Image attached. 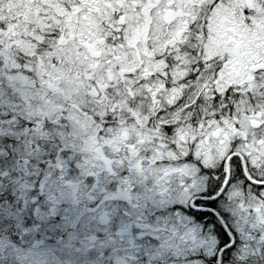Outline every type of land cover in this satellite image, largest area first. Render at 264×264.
<instances>
[{"label": "flooded vegetation", "instance_id": "af4514ba", "mask_svg": "<svg viewBox=\"0 0 264 264\" xmlns=\"http://www.w3.org/2000/svg\"><path fill=\"white\" fill-rule=\"evenodd\" d=\"M21 1L25 9L34 4L33 0ZM63 2L72 29L69 43L73 52L68 58L51 52L45 63L54 69L46 72L39 48L17 54L19 65L36 77L34 83L25 86V96L19 98L18 105L6 110L17 115L7 120L9 135L3 151L8 169L17 173L21 165H33L41 172L46 166L63 167L78 173L75 177L82 182L74 184L91 186L89 196L75 203L102 196L112 206L106 211H112L117 207L114 202H124L139 210L138 221L146 219V209L163 213L159 223L150 225L162 246L122 245L123 250L112 257L114 264H208L213 256L217 257L216 264H222L221 226L231 238L229 246L234 245L223 264H244L238 259L239 230L232 223L264 219V118H253L251 129H242L238 120L221 113L222 104L230 108L241 102L221 100L219 89L209 96L210 89L201 87L199 75L205 80L210 70L209 59L202 53L205 45L198 46L199 33L206 29L202 11L205 0ZM259 3L264 0H246L249 9ZM44 4L41 0L39 5ZM38 17L44 15L29 16L32 29H40ZM46 26L52 28V22ZM229 31L234 35L230 43L241 49L240 34L233 27ZM58 32L45 31L42 36L54 37ZM33 38L37 41L35 48L45 44ZM260 54L251 69L234 79V88L245 89L263 81L264 53ZM173 61H181L183 69L188 66L175 86L169 77ZM62 72L68 73L67 81H62ZM39 73L43 78L39 79ZM64 86L81 87L86 94L76 92L74 100L65 96ZM248 89L264 92V84ZM259 104L264 107V101ZM73 105L76 117L69 116ZM207 106L216 111L212 121L191 131V120L195 123ZM119 109L129 110L128 115L110 117V110ZM240 134L241 140L237 138ZM207 135L216 141L213 162H206L202 148ZM88 156L95 164L81 170L85 168L80 162ZM87 171L91 175L84 179ZM82 172L85 174L80 177ZM193 209L208 215L199 220ZM109 218L103 217L104 222ZM34 230L42 241L47 240L38 234L39 229ZM190 231L198 245L190 241ZM38 250L42 251H33V264H72L67 249ZM89 264L97 262L89 260Z\"/></svg>", "mask_w": 264, "mask_h": 264}, {"label": "rangeland", "instance_id": "374dc122", "mask_svg": "<svg viewBox=\"0 0 264 264\" xmlns=\"http://www.w3.org/2000/svg\"><path fill=\"white\" fill-rule=\"evenodd\" d=\"M36 1L33 0L34 4H31V6L26 5L25 9L21 0H0V155L4 152V145L7 142L6 136L9 135L7 120L17 117L16 111L7 114V107L15 108L18 105L19 98L25 96V92H23L25 86L34 83L36 77L32 73L26 72L24 66L19 65L20 60L17 59V54L23 49L32 51L39 48L41 54H44V61L41 66L48 72L50 68L54 69L45 63L46 57L52 55L51 52L62 53L66 58L73 52L72 45L69 43V38L72 37V29L68 23L70 17L66 15L65 11V5L67 4L63 0H58V4H56L57 0H44L45 4L41 7L39 5L41 0H39V3ZM202 11L205 14L206 29L204 32L200 31L199 33L198 46L202 48L205 45V50L202 53L203 56L206 54L205 59L207 57L209 59L208 68L206 65L205 68L210 70L207 72L205 80H203L204 76L199 75L201 87L210 89L209 96L212 91L214 92V89H219L221 90V100L240 101L241 103L235 104L234 107H230L231 109L222 104L221 113L223 116L231 115L234 121H239L241 124L239 127L250 130L253 118L257 120L264 118V107H260L259 104L264 101V92H249L248 87L257 89L258 86L264 84V78L256 86L249 84L245 89L234 88L232 85L234 79L238 78L239 74H245L244 70L251 69L252 64L259 60L260 53H264V3H259L254 9H249L246 0H205ZM23 13L26 15H23ZM38 15H44V18H37L40 29H32L28 23L29 16ZM49 22H52V28L46 26ZM58 24L61 25L57 27ZM229 27H233L240 34L243 41L241 49H237L234 44L230 43V38L234 35L229 31ZM82 28L84 27L82 26ZM45 31H61V34L58 32L56 36L51 35L47 39L44 35L42 36ZM33 36L45 44H38L35 48L34 45L37 44V41ZM65 42H68V47L64 45ZM77 47L79 48L80 45H76ZM195 56L199 57V52H195ZM173 62L174 69L169 77L172 81L171 85L175 86L182 77L180 74L185 73L188 66L183 69V67L181 68V61ZM232 70L236 71L233 72ZM43 71V68H41L40 73L42 74ZM62 75H65L62 81H67L69 78L68 73L62 72ZM41 78H43L42 75L39 76V79ZM234 86L236 87V85ZM76 92L83 96L86 94L81 87L67 88L64 86L65 96L76 100ZM80 99L79 96L78 100ZM73 110L75 111L74 105L69 116L76 117ZM128 111L126 109H119L117 112L110 110L109 115L110 117L127 116ZM215 112L214 109L207 106L206 112H200V118L196 116L195 123L191 120V131H197L199 126L203 127L204 123L212 121ZM226 123H229V121H226ZM109 126H113V123H109ZM242 132L246 133L245 130ZM242 137L240 134L237 138L241 140ZM206 139L208 140L207 144L202 145V148H205L206 151V162H213L216 141H213L210 135H207ZM253 144L255 146L254 140ZM80 163L85 168L81 170H88V165L95 164L90 156L83 157V162ZM2 166L7 167L8 164ZM43 168L46 169L41 172L33 165L31 167L21 165V170L17 171L8 183V188L14 189L18 196L29 203L36 199L31 195V189L34 187H38L41 192H48L50 195H47V199L54 200L57 203L60 200L75 202L81 197L89 196L91 186L81 184V187L80 184H74L75 181L82 182V180L75 177L78 175L76 171L70 170L69 172L62 169L63 167L56 168L53 166ZM5 174L3 168H0V177H4ZM84 174L82 172L80 177ZM90 175V171H87V176L84 179H88ZM190 175L193 176L192 168L190 169ZM195 181L198 183V179ZM5 182L4 178L0 179V184L7 186ZM50 182L52 183L50 184ZM44 185L45 187L42 189ZM5 209V215L11 218L10 223L16 224L19 228V240H14L7 233L0 232V253H3L0 256L4 260L2 264H33V251H42L38 248H58V246L50 244L47 240L42 241L36 235L34 229L37 228L38 230L39 224L25 226L21 223L24 217L20 215V212L23 209L14 210L7 205H5ZM41 213V218H43V209H41ZM26 215L27 213H25ZM234 223H236V229L239 230V237L241 238L237 248L239 261L244 264L248 261L264 264V234L261 233L264 230V219L260 218V220L254 221L236 220L232 224ZM189 239L195 241L194 244L198 245L199 241L196 242L197 238L194 236L193 231H190ZM174 244L178 243L173 242L172 245ZM194 244L191 242V246H195Z\"/></svg>", "mask_w": 264, "mask_h": 264}, {"label": "snow or ice", "instance_id": "6c2138e0", "mask_svg": "<svg viewBox=\"0 0 264 264\" xmlns=\"http://www.w3.org/2000/svg\"><path fill=\"white\" fill-rule=\"evenodd\" d=\"M31 195L36 199L26 202L14 189L0 184V232L7 233L10 238L18 241L19 228L16 224H11V218L5 215V205L14 210L23 209L20 212L24 217L21 223L25 226L39 224L38 234L44 236L50 244L67 249L66 254L73 257L72 264H89V260L96 261L97 264H114L113 255L119 254L123 250L121 246L125 244H131L135 248H143L145 245L162 246V240L152 235L154 229L150 225L159 223V217L163 213H153L146 209V219L138 221L139 210L124 202H114L117 207L106 211L112 206L102 196L91 202L60 200L57 203L48 200L47 194L38 187L31 189ZM211 203L215 205L216 201L212 200ZM192 212L199 220L208 215L207 212L195 209ZM105 216L110 217L107 222H104ZM122 227L127 232L119 231ZM219 230L222 237L220 246L224 248L221 258L223 264L229 259L234 245L229 246L231 238L222 226ZM216 261L217 257L213 256L208 264H216Z\"/></svg>", "mask_w": 264, "mask_h": 264}, {"label": "trees", "instance_id": "16d2710c", "mask_svg": "<svg viewBox=\"0 0 264 264\" xmlns=\"http://www.w3.org/2000/svg\"><path fill=\"white\" fill-rule=\"evenodd\" d=\"M8 164V158H7V155H6V151H4L1 155H0V168H3V171H5L6 172V174H7V176H6V174H5V176H4V181H6L5 182V184H7V186H5V187H7L8 188V183L10 182V180H11V178L13 177V175H15L16 174V170H13L12 172L8 169V167H4V166H2V165H5V164ZM1 264V263H0Z\"/></svg>", "mask_w": 264, "mask_h": 264}]
</instances>
